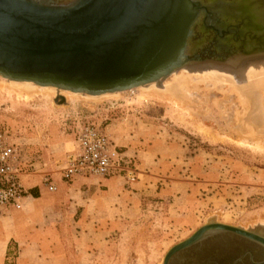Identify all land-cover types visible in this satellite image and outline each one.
I'll use <instances>...</instances> for the list:
<instances>
[{
    "label": "water",
    "instance_id": "95a60500",
    "mask_svg": "<svg viewBox=\"0 0 264 264\" xmlns=\"http://www.w3.org/2000/svg\"><path fill=\"white\" fill-rule=\"evenodd\" d=\"M212 18L201 0H0V77L90 96L124 92L200 63L191 42ZM243 40L240 58L264 52L255 36ZM259 228L208 219L161 264H264Z\"/></svg>",
    "mask_w": 264,
    "mask_h": 264
},
{
    "label": "rangeland",
    "instance_id": "374dc122",
    "mask_svg": "<svg viewBox=\"0 0 264 264\" xmlns=\"http://www.w3.org/2000/svg\"><path fill=\"white\" fill-rule=\"evenodd\" d=\"M201 1L210 6L214 19L212 18L211 24H208L209 27L195 31L191 42L197 47L194 54L199 55L200 63L203 64H226L239 59L238 49L236 54H227L228 52L225 53L220 48L212 51L213 55L206 53V49L209 48L208 41L213 34L208 30L214 27L222 30L229 25L240 24L234 35L231 33L230 36L225 35L223 38L219 36L222 38L221 43L226 42L231 35L232 38H241L245 35L249 37L252 32L258 36L262 31L255 28L260 25L255 23V18L253 20L251 4L261 1ZM200 52L208 55L201 57ZM225 64L221 67L223 66L225 71L230 70ZM172 79L168 77L165 81L172 82ZM2 80L4 79L0 77L1 82ZM191 81L192 84L199 85L195 84L197 87L195 90L191 86L190 93L180 91V98L185 97V100L181 98L184 101V111L166 100L154 96L145 97L143 100L137 98L134 92L128 91L121 92V97L116 99L85 102L81 98H71L66 105H58L40 95L24 101L22 96H17L8 87L0 86V130L9 134L26 161L43 164L47 152L53 146L67 147V151H71L73 148L71 142L74 141L77 125L84 121H93L106 128L110 115L116 112L114 109L118 106L131 109L138 116L153 115L160 133L168 141L186 148L190 155H199L205 163H214L218 166L222 177L221 183L227 187L225 190L221 187L223 194L219 199L220 205L216 208L218 218L211 214L208 219L226 225L246 226V229L255 228L260 225L259 222V225L257 223L248 225V222L264 213V152L238 145L229 139L233 137L234 129L242 135H247L248 131L241 122L236 121L235 114L242 111V106L235 93H230L231 88L226 83L220 82L218 87L212 88L213 84L211 85L212 82L209 80L198 81L191 77ZM263 95L261 92L257 94L258 99L251 106L252 109L254 107L264 109ZM244 117L246 120L247 116ZM262 126L264 127V120ZM206 132L214 134L212 137H216L215 140L208 137ZM248 140L254 145V140L250 138ZM256 140L263 144L262 138ZM49 154L52 155L53 152ZM193 230L182 231L161 225L159 222L151 225L139 223L127 232L113 237L105 248L93 251V255L89 253L81 257L74 250V245L70 244H66L64 248L67 251L65 253L68 264H161L166 252L197 229Z\"/></svg>",
    "mask_w": 264,
    "mask_h": 264
},
{
    "label": "crops",
    "instance_id": "0c3cea01",
    "mask_svg": "<svg viewBox=\"0 0 264 264\" xmlns=\"http://www.w3.org/2000/svg\"><path fill=\"white\" fill-rule=\"evenodd\" d=\"M118 108L106 131L118 151L134 161L135 182L123 176L63 180L69 151L53 146L43 164L31 163L22 175L21 209H0V264H68L66 244L83 257L139 223L189 231L218 214L227 187L218 166L168 141L153 115Z\"/></svg>",
    "mask_w": 264,
    "mask_h": 264
},
{
    "label": "bare ground",
    "instance_id": "6f19581e",
    "mask_svg": "<svg viewBox=\"0 0 264 264\" xmlns=\"http://www.w3.org/2000/svg\"><path fill=\"white\" fill-rule=\"evenodd\" d=\"M223 64L186 63L180 68L175 69L172 73H170V75L163 79L153 81L145 85H140L127 91L131 93L134 92L137 98H141L143 100L145 97L150 96L166 100L168 103L175 105L177 109H182V111H184L183 100H185V97H181L184 98L183 100L180 98V91L183 93H190L189 91H192L191 86L194 87L193 89L195 90V88L197 89L195 84L199 85V83L192 84L191 77H194L198 81L209 80L210 83L212 82L211 85L213 84V87L211 86L212 88L218 87L220 82L226 83L231 88L230 93H235L238 102L242 106V111H237L235 114L236 121L241 122L248 131L247 135H242L241 132L234 129L232 130L233 137H230L229 139L238 145L264 152V127L262 126V121L264 120V109L255 107L252 109L251 107L258 99L257 94L259 92L264 94V52L257 51L256 53H251L245 58L240 59L239 57V59L226 62L225 65H227V69L230 70L225 71L223 66L221 67ZM226 67L224 66V68ZM227 75L229 76L227 77ZM168 77L173 78L172 82L165 81ZM2 79L4 80H2V82L0 81V86L8 87V89L14 91L17 96H22L24 101L25 99L30 100L32 96L40 95L45 97L47 100L49 99L50 101H54L58 105H66L68 100L71 98H81V100L83 99L85 102H92L107 98L116 99L121 97V92L100 96H90L66 90H59L51 86H40L32 82L12 81L6 78ZM225 96H227L226 93ZM60 97H63L65 100L63 104H59L58 102ZM244 116H247L246 120L244 119ZM208 133L206 132L205 134L215 140L216 137H212L214 134ZM249 138L255 141L253 142L254 145H251L248 142ZM256 138H262L263 144L259 143L260 141L257 142ZM214 215L218 218V214ZM256 223L259 226L255 228L264 227V213L257 218H253L252 221L248 222V225H254ZM245 227L246 226L242 228L244 229ZM188 254L189 253H187V255ZM182 260L185 263V259Z\"/></svg>",
    "mask_w": 264,
    "mask_h": 264
},
{
    "label": "built area",
    "instance_id": "2783aa9c",
    "mask_svg": "<svg viewBox=\"0 0 264 264\" xmlns=\"http://www.w3.org/2000/svg\"><path fill=\"white\" fill-rule=\"evenodd\" d=\"M28 167L31 168V163L24 159L18 145L6 131L0 130V209H21L26 194L21 177ZM77 176L103 179L123 176L127 183L137 179L134 161L118 151L105 127L89 120L77 125L74 146L62 170L63 180ZM43 182L50 191L55 190L48 177Z\"/></svg>",
    "mask_w": 264,
    "mask_h": 264
},
{
    "label": "flooded vegetation",
    "instance_id": "af4514ba",
    "mask_svg": "<svg viewBox=\"0 0 264 264\" xmlns=\"http://www.w3.org/2000/svg\"><path fill=\"white\" fill-rule=\"evenodd\" d=\"M262 1V0H260ZM251 13L252 15L254 16L253 17V20L255 18V23L259 24L260 27H264V5L261 3H258V2H254L253 4H251ZM240 24H238L237 26H239ZM237 26L236 25H229L227 26L226 29H222V30H219L218 28H210V30L208 31H211L213 34L212 36L210 37L209 39V48H207L206 50V53H210L212 54V51H216L217 48H220V49H223V51L227 54H236V50H242L238 45V41L241 40V39H245L243 40V42L245 41V43H247L248 41H250V37L253 36L254 34H252V32H250L249 36L248 37L247 35L241 37V38H232L234 33H235V30L237 29ZM233 34L231 35V38H228L226 40V42L224 43H221L222 42V38L225 36V35H229V34ZM248 34V33H247ZM262 34V35H261ZM259 34L258 36L255 34V40L252 42L253 43V46L254 48H262L264 47V32L262 31V33ZM222 37V38H219ZM230 36V35H229ZM229 41V42H227ZM224 49H227L226 51ZM224 53V54H225ZM259 54V53H258ZM208 54H205V53H201L200 52V56H206ZM213 55V54H212ZM216 55V54H215ZM199 56V55H198ZM223 56H226V55H223Z\"/></svg>",
    "mask_w": 264,
    "mask_h": 264
}]
</instances>
